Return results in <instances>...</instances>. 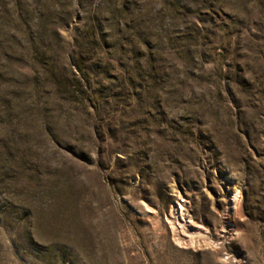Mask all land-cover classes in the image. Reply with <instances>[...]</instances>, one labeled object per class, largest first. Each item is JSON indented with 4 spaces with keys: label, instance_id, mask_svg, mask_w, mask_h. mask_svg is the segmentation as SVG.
Instances as JSON below:
<instances>
[{
    "label": "rangeland",
    "instance_id": "374dc122",
    "mask_svg": "<svg viewBox=\"0 0 264 264\" xmlns=\"http://www.w3.org/2000/svg\"><path fill=\"white\" fill-rule=\"evenodd\" d=\"M0 264H264V0H0Z\"/></svg>",
    "mask_w": 264,
    "mask_h": 264
},
{
    "label": "bare ground",
    "instance_id": "6f19581e",
    "mask_svg": "<svg viewBox=\"0 0 264 264\" xmlns=\"http://www.w3.org/2000/svg\"><path fill=\"white\" fill-rule=\"evenodd\" d=\"M182 214V213H181Z\"/></svg>",
    "mask_w": 264,
    "mask_h": 264
}]
</instances>
